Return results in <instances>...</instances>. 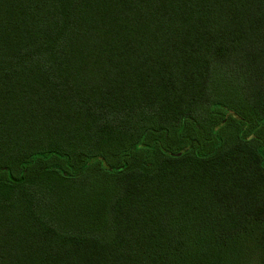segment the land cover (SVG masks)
Masks as SVG:
<instances>
[{
	"label": "trees",
	"instance_id": "obj_1",
	"mask_svg": "<svg viewBox=\"0 0 264 264\" xmlns=\"http://www.w3.org/2000/svg\"><path fill=\"white\" fill-rule=\"evenodd\" d=\"M0 264H264V0H0Z\"/></svg>",
	"mask_w": 264,
	"mask_h": 264
},
{
	"label": "rangeland",
	"instance_id": "obj_2",
	"mask_svg": "<svg viewBox=\"0 0 264 264\" xmlns=\"http://www.w3.org/2000/svg\"><path fill=\"white\" fill-rule=\"evenodd\" d=\"M65 204L68 205L69 207H71L73 209L74 213L79 211V208H80V204L79 203L71 202V200H69V201H66Z\"/></svg>",
	"mask_w": 264,
	"mask_h": 264
}]
</instances>
